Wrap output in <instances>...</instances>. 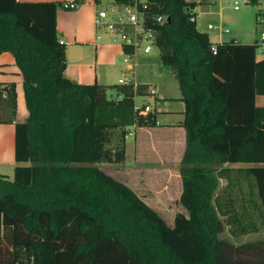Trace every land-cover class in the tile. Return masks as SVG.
Here are the masks:
<instances>
[{"label":"trees","instance_id":"obj_1","mask_svg":"<svg viewBox=\"0 0 264 264\" xmlns=\"http://www.w3.org/2000/svg\"><path fill=\"white\" fill-rule=\"evenodd\" d=\"M146 3L152 15L171 17L170 24H149L185 106L179 202L187 213L169 225L130 186L91 164L124 162L126 128L156 124L155 112L135 109L148 84H115L122 96L110 98L109 85L70 80L59 4L0 0V53L14 55L29 110L26 121H16V84H0V123H15L18 162L13 178L0 174V264L31 257L33 264H264V238L221 237L222 216L234 232L264 225V166L245 168L249 198L241 206L220 196L224 164L264 163L258 42L213 43L192 20L196 2Z\"/></svg>","mask_w":264,"mask_h":264},{"label":"crops","instance_id":"obj_2","mask_svg":"<svg viewBox=\"0 0 264 264\" xmlns=\"http://www.w3.org/2000/svg\"><path fill=\"white\" fill-rule=\"evenodd\" d=\"M18 1H55L59 4L56 14L57 32L60 41L64 42L66 45L67 66L65 75L70 80L81 84L100 83L103 85H112L111 83L113 81H119V78L127 72L126 65L123 61L124 49L119 40L111 38L109 33L98 28L94 23L96 11L98 9H103L101 7L103 0ZM66 1H75L78 5L74 9L65 8L62 4ZM188 1L196 2L194 9L196 11L197 28L200 31L207 32L213 43L228 42L230 39L241 43L258 42L259 38L255 41L253 40L255 32L258 30V26L256 28L254 24H252L253 22H250L247 28H239L241 32H234V34H225L223 31L215 34L209 30L200 29V22H198V16L201 14V12L198 11L199 4L207 6L211 0ZM221 20L222 22L231 23L224 13L221 14ZM256 20H260V25H264V15H257ZM209 25H211V27H209ZM207 27L210 29L215 28L212 23H208ZM226 31H228V29H226ZM256 56L257 58L264 57V53L259 52L257 49ZM166 72L168 73L169 71ZM172 72L171 75L175 76L174 70H172ZM136 73L135 69L134 77L136 82H139L136 79ZM6 83L16 84V121L24 122L29 116V110L26 105L23 76L14 55L9 51L0 53V84ZM142 83L148 84L149 88H152L151 86L153 85L156 88H153L156 92L153 94L154 97L150 96L151 93L143 95L142 97L148 99L144 103L138 102L139 95H137L135 97V102L140 105H149L151 107V111L156 113V124L144 126L134 124L126 128V159L124 161L126 162L131 155L134 158V166L141 164L142 167L137 168L136 170L138 173L134 175L126 174L119 167L110 168L111 172L108 173L130 186L151 207L159 211L147 200V197L151 194L150 187H148L151 184V173L162 172L163 182L166 183L170 178L171 165L175 162L173 158L175 159L176 157V148H178V162L180 164L186 148L185 128L182 126L185 117V106L184 102L180 99L181 93H177L178 89H175L174 94L170 95L173 99H177V101H174L176 105H172L173 103L169 101L164 102L159 107L152 105L149 98L162 99L163 96L161 94L157 95V83L145 80L142 81ZM165 89L168 91V86ZM121 96L122 93L119 91L115 97L119 98ZM255 103L257 106L264 107V95H256ZM129 136L134 137V140L128 141L127 139ZM17 164L18 162L15 158V123H0V166L12 167L14 170ZM253 165L254 164L251 163L237 162L226 163L223 167L246 166L247 168ZM134 166H131V168H134ZM178 178L181 181L180 173L178 174ZM141 186L148 187L149 192L146 194L138 192L137 187Z\"/></svg>","mask_w":264,"mask_h":264},{"label":"rangeland","instance_id":"obj_3","mask_svg":"<svg viewBox=\"0 0 264 264\" xmlns=\"http://www.w3.org/2000/svg\"><path fill=\"white\" fill-rule=\"evenodd\" d=\"M146 1V0H141ZM116 0H103L102 8L110 9V7L116 4ZM239 5V9L235 8V5ZM199 12L201 14L198 16V22H200V29L209 30L212 33L218 34L220 31H223L225 34H231L234 32H241L239 28H247L250 22H253L254 26L258 30L255 32L254 41L260 38L262 31H264V25H260L261 21L256 20L257 15H263L264 13V0H259V3L253 5L247 0H211V2L206 6L204 4H199ZM224 13L230 20L231 23L222 22L221 14ZM257 21V22H256ZM212 23L215 28H208L207 24ZM258 23V24H257ZM228 29V31H226ZM241 40V39H240ZM231 41V39L229 40ZM259 55V53H258ZM136 66V79L139 82L142 81H151L157 83L158 93L163 97L162 99H151L150 103L152 105H156V107L161 106L164 102H172V105H176L174 101L177 99H173L170 95L174 94L175 89H178V94L180 92L178 81L175 76L171 75L172 70L163 65L159 56V49L154 47L152 52L143 53L141 52L137 59ZM166 71H169L168 73ZM129 74V72H125V74ZM164 73V74H160ZM130 75H133L130 73ZM109 85L107 89V95L112 98H116L118 89L115 84H120L117 80L113 81ZM168 86V91L165 89ZM152 88H155L153 85ZM156 89V88H155ZM143 95H139L138 102L144 103L148 99L146 97H142ZM153 96V94H150ZM166 96V97H164ZM117 133H119L117 131ZM128 141H133L134 137L129 136ZM178 148H176V157L173 160L175 161L171 165L170 178L165 182H163L162 172L160 173H151V184L150 186V196L147 197L148 202L151 205H154L156 209H158L161 216L166 220L169 225H173L177 214L179 213H187L185 208L179 202V196L181 194V181L178 178L179 174V162H178ZM93 165L98 166L99 168L111 172L112 167H119L126 174L134 175L137 172V168L142 167V165L138 164V166H134V158L133 156H129L126 162H109V161H99L95 163H91ZM232 165V164H229ZM264 166V163H257L253 166ZM131 166H134V168ZM246 166H230L229 171L222 178V191L220 193L221 199L224 202L225 199H229L232 197L233 201L237 207L241 206L242 198H249V183L250 178L245 172ZM0 174L7 175L10 178H13L14 170L12 167L8 166H0ZM229 180L234 181L236 185L228 188L227 184ZM146 187H137V191L140 193H148L149 188ZM224 220V229L221 232V237H229L235 242H245L249 240H257L259 238H264V225L261 224V221H256L260 225V229L257 231H248L246 233H242L238 230L236 232L233 231V226L226 220V216H222ZM4 234V228L1 224L0 226V235ZM7 234V230H6ZM6 239V238H5ZM6 241V240H5Z\"/></svg>","mask_w":264,"mask_h":264},{"label":"built area","instance_id":"obj_4","mask_svg":"<svg viewBox=\"0 0 264 264\" xmlns=\"http://www.w3.org/2000/svg\"><path fill=\"white\" fill-rule=\"evenodd\" d=\"M117 3L112 5L110 9H98L94 16L95 25L111 35V38L119 40L124 49L123 61L126 65L127 72L129 74H123L119 78L120 84L134 83L135 69L137 66V59L141 52L147 54L152 52L157 42V31L149 23L164 24L168 18V15L157 14L152 15L146 11V1L134 0L133 2H122L116 0ZM75 1H66L62 4L65 8L74 9L77 7ZM236 9H239V5H235ZM196 12L195 9H192ZM193 21H196V16L192 17ZM211 27V25H209ZM129 48V50H127ZM215 50V47H212ZM259 52L264 53V32L258 40ZM132 73L133 75H130ZM149 94H154L156 91L153 88H148ZM135 109L139 114H147L151 111L149 105L135 104ZM33 257L30 259L21 258L15 262L8 264H33Z\"/></svg>","mask_w":264,"mask_h":264},{"label":"water","instance_id":"obj_5","mask_svg":"<svg viewBox=\"0 0 264 264\" xmlns=\"http://www.w3.org/2000/svg\"><path fill=\"white\" fill-rule=\"evenodd\" d=\"M170 23H171V17L168 16V18H167V20H166V22L164 24H170Z\"/></svg>","mask_w":264,"mask_h":264}]
</instances>
